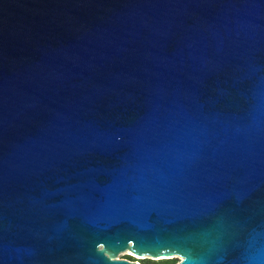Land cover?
Here are the masks:
<instances>
[{
	"label": "water",
	"instance_id": "water-1",
	"mask_svg": "<svg viewBox=\"0 0 264 264\" xmlns=\"http://www.w3.org/2000/svg\"><path fill=\"white\" fill-rule=\"evenodd\" d=\"M264 264V0H0V264Z\"/></svg>",
	"mask_w": 264,
	"mask_h": 264
},
{
	"label": "rangeland",
	"instance_id": "rangeland-1",
	"mask_svg": "<svg viewBox=\"0 0 264 264\" xmlns=\"http://www.w3.org/2000/svg\"><path fill=\"white\" fill-rule=\"evenodd\" d=\"M128 255L131 256L133 258V260L139 261L140 264H153L157 261L167 259V258L176 259L177 261L180 259L179 256H175V255H172V256H169V257H166L163 259H159L160 257H148V256H142L141 258H138L137 255L133 254L131 251L128 252V250L120 252L118 254V257L126 258V257H128ZM139 256H141V255H139Z\"/></svg>",
	"mask_w": 264,
	"mask_h": 264
},
{
	"label": "trees",
	"instance_id": "trees-1",
	"mask_svg": "<svg viewBox=\"0 0 264 264\" xmlns=\"http://www.w3.org/2000/svg\"><path fill=\"white\" fill-rule=\"evenodd\" d=\"M130 260H133V258L131 256L128 255V257H126ZM175 262H177L176 259H172V258H167V259H163V260H160V261H157L153 264H174Z\"/></svg>",
	"mask_w": 264,
	"mask_h": 264
},
{
	"label": "bare ground",
	"instance_id": "bare-ground-1",
	"mask_svg": "<svg viewBox=\"0 0 264 264\" xmlns=\"http://www.w3.org/2000/svg\"><path fill=\"white\" fill-rule=\"evenodd\" d=\"M128 252H129V250H128ZM137 257H138V258H141L142 256H139V255H137ZM138 263L140 264V262H139V261H138Z\"/></svg>",
	"mask_w": 264,
	"mask_h": 264
}]
</instances>
